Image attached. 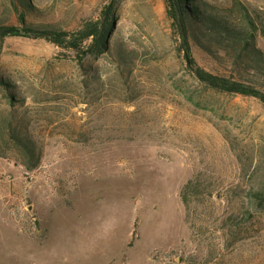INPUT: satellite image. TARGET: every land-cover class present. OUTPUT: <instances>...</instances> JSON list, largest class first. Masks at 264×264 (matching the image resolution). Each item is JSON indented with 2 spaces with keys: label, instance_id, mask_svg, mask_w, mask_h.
Here are the masks:
<instances>
[{
  "label": "rangeland",
  "instance_id": "rangeland-1",
  "mask_svg": "<svg viewBox=\"0 0 264 264\" xmlns=\"http://www.w3.org/2000/svg\"><path fill=\"white\" fill-rule=\"evenodd\" d=\"M203 1L237 22L243 8L264 16V0ZM108 11L124 62L0 37V119L14 113L44 145L30 173L0 157V264H264V208L249 197L264 185V102L197 79L167 1L0 0L20 35L78 36ZM191 47L201 68L232 75Z\"/></svg>",
  "mask_w": 264,
  "mask_h": 264
},
{
  "label": "trees",
  "instance_id": "trees-1",
  "mask_svg": "<svg viewBox=\"0 0 264 264\" xmlns=\"http://www.w3.org/2000/svg\"><path fill=\"white\" fill-rule=\"evenodd\" d=\"M166 1L173 25L182 40L187 64L197 79L220 93L252 97L264 102V49L258 46V40H264V16H254L243 8L241 21L237 22L232 17L213 12L203 0ZM105 14L106 20L101 28L88 23L78 36L56 25H25L20 35V30L5 27L0 20V37L8 36L2 31L13 29L16 32L12 36L47 40L57 47L73 51L80 61L88 56L108 53L124 62L126 51L117 45L114 37L110 38V31L114 29V24L109 22V14L111 17L112 13L108 11ZM192 40L212 58L224 59L232 75L214 74L201 68L192 53ZM0 120V157L13 159L27 173L39 169L44 159V145L36 139L25 120L19 122L12 112L3 115ZM195 179L182 189L186 205ZM249 197L255 209L264 208V185L253 189Z\"/></svg>",
  "mask_w": 264,
  "mask_h": 264
},
{
  "label": "water",
  "instance_id": "water-1",
  "mask_svg": "<svg viewBox=\"0 0 264 264\" xmlns=\"http://www.w3.org/2000/svg\"><path fill=\"white\" fill-rule=\"evenodd\" d=\"M16 32V30H13V29H6V30H4V31H2V33H4V34H6V35H8V34H13V33H15ZM19 32V31H18ZM1 33V32H0Z\"/></svg>",
  "mask_w": 264,
  "mask_h": 264
}]
</instances>
